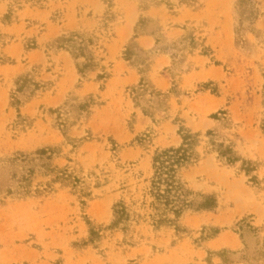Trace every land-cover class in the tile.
I'll return each mask as SVG.
<instances>
[{
	"label": "rangeland",
	"instance_id": "374dc122",
	"mask_svg": "<svg viewBox=\"0 0 264 264\" xmlns=\"http://www.w3.org/2000/svg\"><path fill=\"white\" fill-rule=\"evenodd\" d=\"M0 264H264V0H0Z\"/></svg>",
	"mask_w": 264,
	"mask_h": 264
},
{
	"label": "trees",
	"instance_id": "16d2710c",
	"mask_svg": "<svg viewBox=\"0 0 264 264\" xmlns=\"http://www.w3.org/2000/svg\"><path fill=\"white\" fill-rule=\"evenodd\" d=\"M9 17L10 15L6 16V18ZM61 41L67 42L68 39L64 38ZM59 48L65 47L60 45ZM84 51L85 50L82 49V53H84ZM180 135L183 138V144L180 147L159 151L154 156V177L150 190V194L155 200V202L152 203L153 207L159 209L160 206H162L166 211H170L177 218L194 205L193 202L188 199V196L192 195L193 191L187 186V183L183 181L182 176H180L181 170L188 165L196 163L200 158V153L198 152L200 135L186 128L180 129ZM208 135L211 136L212 133L209 132ZM226 153H231V156L227 157V161L234 162L235 157L231 149L224 151V153H220V156L224 157L225 154L226 157ZM47 154V149L38 151V155L40 156H45ZM114 216L118 219L129 217L128 208L123 201L115 204Z\"/></svg>",
	"mask_w": 264,
	"mask_h": 264
},
{
	"label": "crops",
	"instance_id": "0c3cea01",
	"mask_svg": "<svg viewBox=\"0 0 264 264\" xmlns=\"http://www.w3.org/2000/svg\"><path fill=\"white\" fill-rule=\"evenodd\" d=\"M140 41L146 45V47H152L153 45V39L151 37H144L140 39ZM237 247V245H235Z\"/></svg>",
	"mask_w": 264,
	"mask_h": 264
}]
</instances>
